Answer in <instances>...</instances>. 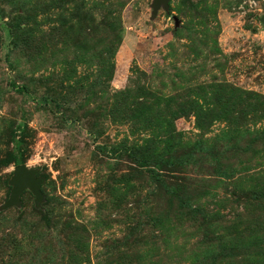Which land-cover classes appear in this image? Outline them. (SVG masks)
<instances>
[{"label":"rangeland","instance_id":"rangeland-1","mask_svg":"<svg viewBox=\"0 0 264 264\" xmlns=\"http://www.w3.org/2000/svg\"><path fill=\"white\" fill-rule=\"evenodd\" d=\"M151 3L0 0V162L27 147L43 196L4 208L0 166V264H264V0ZM166 133L174 164L126 155Z\"/></svg>","mask_w":264,"mask_h":264},{"label":"trees","instance_id":"trees-1","mask_svg":"<svg viewBox=\"0 0 264 264\" xmlns=\"http://www.w3.org/2000/svg\"><path fill=\"white\" fill-rule=\"evenodd\" d=\"M10 29H11L10 35H11V39H12L11 45L15 46V38H16L17 29H14V27H11ZM22 43L24 46H26L30 42L28 41V39H26V40L23 39ZM111 69H112V67L109 68L110 71L108 74L111 73ZM110 75H108V78H110ZM107 80H109V79H107ZM242 92H244V91H242ZM123 93L124 92H119V94H123ZM244 94H246V93H244ZM248 94H250V93H248ZM257 98L263 100L261 102V105L264 106V97L263 96L255 95L253 98L251 97V100L255 101V103H256ZM239 101L244 102V100H241V98L238 96L233 97V102H234L235 106H236V103H238ZM146 104H147V102H146ZM191 106L192 107L186 108V110H191V112H193L194 118H195V128H197V129L202 128V123H200L202 117L205 118V117L209 116L210 122L215 120V119H212V118H215V116H216V115L212 114L214 112V110L209 109V111H208L207 108H209V107H206V109H205L203 106H201L200 104H197L195 102L194 103L192 102ZM142 107L147 108V105L141 104L140 107L136 106V107L130 109V111L132 112V115H130L128 118L131 120V116H132V118H133L132 120H134V121L131 120L132 123L133 124L138 123V126L136 127V129H143L144 126H146V125H143L142 122L136 121V116H135L136 108H142ZM261 110H264V109L261 108ZM219 112L220 111H218V114H222V111H221V113H219ZM182 113H184V112H182ZM182 113H180V114H182ZM178 116H179V113H176L173 111L172 115H171V120H174ZM258 118H264L263 111H261V114L259 115ZM27 130H29V129H27L26 127H23L22 129H18V131H12V132H10V137L13 139L14 137L17 136L18 142L23 143L25 138H26L25 136L27 135ZM168 131H170V130H168ZM15 132H17V133H15ZM260 132L264 133V129L260 130ZM166 134L168 135L167 141L165 142V146L161 147L160 152L156 149L157 148L156 147L157 142H156L155 137H154L153 139L144 138V139H142V142L139 145L134 144L133 147L129 146V151L126 153V155L129 158H131V160L133 159V161L140 167H146V166L150 165V166L161 168V167H167L171 164H174V162L171 160L173 158V157H171L172 148L168 147L166 149V147L169 146L168 140L170 138L171 133H166ZM263 137H264V135L263 136L261 135V138H263ZM27 154H28L27 147H22V146L18 145L15 147V149L13 151L7 152V156L3 159V161L0 162V166L6 167L8 165L17 166V165L24 164V159L27 157ZM183 158L184 159H180L178 161V163L177 162L176 163L181 165L182 163L184 164L185 162H189L191 160L190 152L186 153ZM149 172L152 175V176H150L152 178V180H155L156 183H162V180L160 178H158V176L155 175L154 171H149ZM160 185H162V184H160ZM40 192H41V190H40ZM166 192H167L168 198L171 199L172 201L176 202L177 211H180V210L182 211L185 208L190 209V207L189 206L187 207V205H186L187 204L185 202L186 200L185 201L183 200V198H184V197H182L183 196V190H181V189L173 190V191H167L166 190ZM13 264H16V263H13Z\"/></svg>","mask_w":264,"mask_h":264},{"label":"water","instance_id":"water-1","mask_svg":"<svg viewBox=\"0 0 264 264\" xmlns=\"http://www.w3.org/2000/svg\"><path fill=\"white\" fill-rule=\"evenodd\" d=\"M167 2L168 0H152V14H154L160 6L166 8ZM259 22L264 23V15L259 18ZM36 174V170L28 169L24 164L14 166L12 176L9 180L11 188L8 199L4 203V208H9L18 203L20 194L26 189L33 195L35 203L42 201L43 196L39 188L42 184V178L37 177Z\"/></svg>","mask_w":264,"mask_h":264}]
</instances>
